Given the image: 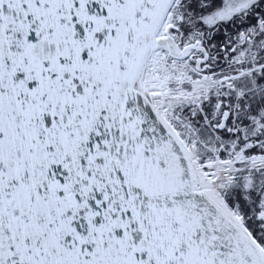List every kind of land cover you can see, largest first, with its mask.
<instances>
[{
  "label": "snow or ice",
  "instance_id": "1",
  "mask_svg": "<svg viewBox=\"0 0 264 264\" xmlns=\"http://www.w3.org/2000/svg\"><path fill=\"white\" fill-rule=\"evenodd\" d=\"M0 264H264V0H0Z\"/></svg>",
  "mask_w": 264,
  "mask_h": 264
}]
</instances>
